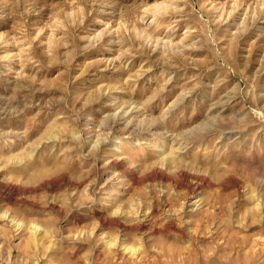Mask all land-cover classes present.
<instances>
[{"label": "rangeland", "instance_id": "rangeland-1", "mask_svg": "<svg viewBox=\"0 0 264 264\" xmlns=\"http://www.w3.org/2000/svg\"><path fill=\"white\" fill-rule=\"evenodd\" d=\"M260 202L264 0H0V264H264Z\"/></svg>", "mask_w": 264, "mask_h": 264}, {"label": "bare ground", "instance_id": "bare-ground-1", "mask_svg": "<svg viewBox=\"0 0 264 264\" xmlns=\"http://www.w3.org/2000/svg\"><path fill=\"white\" fill-rule=\"evenodd\" d=\"M31 147V146H30ZM33 149H35V147H33ZM171 150V149H170ZM169 150V151H170ZM33 151H35V150H33ZM176 151V150H175ZM170 154V153H169ZM165 157H166V155H165ZM263 209L264 208V203H258L257 204V209L259 210V209ZM264 213V212H263ZM145 220V221H144ZM149 220V217L145 214L144 215V218H143V220H141L142 222H146V221H148ZM138 223V222H137ZM141 223V222H140ZM137 225H139V224H137ZM136 225V226H137ZM141 225V224H140ZM168 225V224H167ZM122 228H124V227H122ZM33 234V233H32ZM263 242V241H262ZM116 243L117 242H110V243H108V246H110L111 248H113V249H115V253H114V256L115 257H118V254H119V251H121V250H123V254H129L130 255V257H127L126 258V256H125V258L124 259H122L123 260V262H127V260L128 259H130V260H137L139 257H140V250L138 249H134V247L133 248H131V247H128V246H125V247H123L122 245H116ZM107 244V243H106ZM122 246V249H120V247ZM109 248V247H108ZM141 248V247H140ZM110 249V248H109ZM142 249V248H141ZM116 251H118V253L116 252ZM205 264H218L216 261H213V262H209V263H205Z\"/></svg>", "mask_w": 264, "mask_h": 264}]
</instances>
